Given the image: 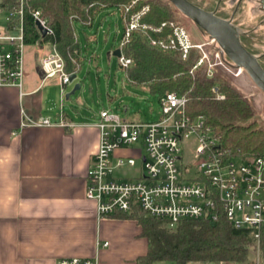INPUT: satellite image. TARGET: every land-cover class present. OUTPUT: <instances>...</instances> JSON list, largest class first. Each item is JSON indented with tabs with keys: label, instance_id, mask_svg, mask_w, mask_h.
Returning <instances> with one entry per match:
<instances>
[{
	"label": "built area",
	"instance_id": "built-area-1",
	"mask_svg": "<svg viewBox=\"0 0 264 264\" xmlns=\"http://www.w3.org/2000/svg\"><path fill=\"white\" fill-rule=\"evenodd\" d=\"M31 0L0 2V87L22 90L27 68V10ZM131 0L116 7L123 24L119 33L120 66L133 64L124 48L135 32L144 35L149 43L164 52L178 53L183 60L199 51L197 64L209 61L203 44L193 43L181 22H163L158 26L143 23L150 10L142 2ZM36 24L53 34L48 19L40 9L30 10ZM167 30H169L167 32ZM210 44L216 43L211 37ZM41 44V43H39ZM41 58L44 80H57L65 93V86L75 72H69L66 60L56 43ZM217 60L210 67L219 66L235 76L245 73L219 47ZM195 65L190 72L193 74ZM209 69L210 71L212 69ZM212 74H208L209 77ZM212 91L223 100L217 87ZM161 113L157 119L144 121L122 116L111 108H102L92 123L100 132L96 153L86 176V197L95 202L99 218L113 217L118 212L145 211L147 216L167 219L173 226L181 220L216 221L223 215L237 229H250L256 241V264L261 261V239L264 233V154H248L241 147L226 145L204 116L187 113L188 97L168 92L159 99ZM127 111L128 109L125 108ZM36 127H73L64 112L58 120L41 117L28 118ZM194 139L193 157L186 160L183 144ZM109 242H97V247H108ZM57 264H99L98 258H62ZM187 264H196L189 262ZM205 264H233L215 261Z\"/></svg>",
	"mask_w": 264,
	"mask_h": 264
},
{
	"label": "crops",
	"instance_id": "crops-1",
	"mask_svg": "<svg viewBox=\"0 0 264 264\" xmlns=\"http://www.w3.org/2000/svg\"><path fill=\"white\" fill-rule=\"evenodd\" d=\"M39 45L38 59L27 55L22 90L0 87V264H57L73 257L136 264L149 247L140 224L99 218L95 202L86 197L98 128L80 112L64 113L73 127L28 124V118L55 121L60 115L45 105L43 90L50 80L43 82L41 58L49 49ZM98 241L109 246L98 248Z\"/></svg>",
	"mask_w": 264,
	"mask_h": 264
},
{
	"label": "trees",
	"instance_id": "trees-1",
	"mask_svg": "<svg viewBox=\"0 0 264 264\" xmlns=\"http://www.w3.org/2000/svg\"><path fill=\"white\" fill-rule=\"evenodd\" d=\"M128 1L31 0L27 10V44L56 43L66 60L67 70L76 73L80 69L81 48L74 32V22L92 25L95 17L105 8L117 7ZM189 1L221 18L231 19L243 45L259 58L264 68V30L258 29V24L251 20L243 5L234 13L235 5L229 6L226 0ZM12 2L3 0L1 3ZM147 3L150 10L143 18V23L157 26L163 22L179 21L175 15L177 8L168 0H147L141 5ZM36 9H40L48 19L53 30L51 36H42L30 14V10ZM124 54L132 58L133 64L121 68L134 86L145 87L158 95L159 99L168 92L186 95L187 113L204 116L226 145L241 147L248 154H264V127L251 103L229 82L210 78L203 70L192 74L190 70L196 53L188 60H183L178 53L164 52L152 46L144 35L135 32L124 48ZM214 86H219L220 92L226 95L225 99L216 98L212 91ZM113 217L136 220L142 228V235L148 239V251L137 258L136 264H154L157 261L187 264L223 260L236 264H256L253 231L235 228L223 215L216 221L181 220L173 226L167 219L147 216L139 208L132 213L118 212ZM260 264H264V233Z\"/></svg>",
	"mask_w": 264,
	"mask_h": 264
},
{
	"label": "rangeland",
	"instance_id": "rangeland-1",
	"mask_svg": "<svg viewBox=\"0 0 264 264\" xmlns=\"http://www.w3.org/2000/svg\"><path fill=\"white\" fill-rule=\"evenodd\" d=\"M142 7L143 5L139 7V10H142ZM115 10L116 7L105 8L95 17L91 26L79 21L74 22V32L81 48L80 69L76 72V77L65 86L63 96L61 94L62 87L52 83L55 79L48 81L47 87L43 90L47 107L51 106L57 113L64 112L74 115V113L80 112L86 117V121L92 123L97 120V115L102 108H111L124 117L144 121H151L160 116L159 96L151 93L145 87L134 86L129 81L126 72L121 68L119 58L114 55V51L119 47L122 38V34L119 32L123 30L121 17ZM177 11L176 9L175 15L179 19L178 22H181L187 29L193 43L205 44L204 50L210 54V62L205 61V63L198 65L197 58H200L201 53L194 51L196 56L191 69L196 64L198 65L194 69V74L203 70L207 76L209 73L212 74L210 78L229 82L236 87L251 103L256 116L264 127V92L256 86L246 71L241 76H235L222 67L214 66L211 68L210 64H214L217 60L215 51L219 49V44H210L211 37L192 20ZM147 13L144 14V17ZM39 47V44L28 46L27 55L29 59H38V56L41 55ZM45 48L49 49V45L46 44ZM78 84L81 86L80 89L72 93ZM214 87L219 89V86ZM68 94H70V98H67ZM194 147V139L190 138L184 142L186 160L189 161L193 157L192 150ZM254 258H256V252ZM228 262L236 264L233 261Z\"/></svg>",
	"mask_w": 264,
	"mask_h": 264
},
{
	"label": "water",
	"instance_id": "water-1",
	"mask_svg": "<svg viewBox=\"0 0 264 264\" xmlns=\"http://www.w3.org/2000/svg\"><path fill=\"white\" fill-rule=\"evenodd\" d=\"M182 14L192 20L203 32L215 38L224 54L237 66L243 67L251 77L256 86L264 92V68L258 58L248 51L241 42L239 32L232 25L231 21L223 19L213 12L207 11L189 0H168ZM37 26L42 36L46 37L48 29L39 22ZM114 55L120 57L121 51L117 48ZM76 75L71 76L73 80ZM80 89L76 85L72 93ZM70 98V94L67 95Z\"/></svg>",
	"mask_w": 264,
	"mask_h": 264
},
{
	"label": "flooded vegetation",
	"instance_id": "flooded-vegetation-1",
	"mask_svg": "<svg viewBox=\"0 0 264 264\" xmlns=\"http://www.w3.org/2000/svg\"><path fill=\"white\" fill-rule=\"evenodd\" d=\"M229 6L235 5L234 13L243 5L249 13L251 20L258 24L259 30H264V0H226ZM224 19V18H223ZM227 20V19H226ZM229 21L232 20L230 19ZM233 25V24H232ZM234 26V25H233ZM237 30V29H236ZM238 31V30H237ZM239 32V31H238ZM240 36V33H239ZM241 39V37H240ZM242 42V41H241ZM243 44V43H242ZM245 47V46H244ZM246 48V47H245ZM248 50V49H247ZM249 51V50H248ZM253 54V53H252ZM254 55V54H253ZM256 56V55H254ZM257 57V56H256ZM258 58V57H257ZM259 60V58H258ZM260 62V61H259Z\"/></svg>",
	"mask_w": 264,
	"mask_h": 264
}]
</instances>
